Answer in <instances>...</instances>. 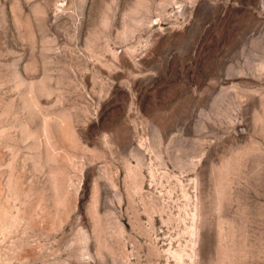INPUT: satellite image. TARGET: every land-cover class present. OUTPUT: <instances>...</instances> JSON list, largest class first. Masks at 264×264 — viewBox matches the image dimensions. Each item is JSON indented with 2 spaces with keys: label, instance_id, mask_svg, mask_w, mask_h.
Wrapping results in <instances>:
<instances>
[{
  "label": "rangeland",
  "instance_id": "1",
  "mask_svg": "<svg viewBox=\"0 0 264 264\" xmlns=\"http://www.w3.org/2000/svg\"><path fill=\"white\" fill-rule=\"evenodd\" d=\"M0 264H264V0H0Z\"/></svg>",
  "mask_w": 264,
  "mask_h": 264
}]
</instances>
